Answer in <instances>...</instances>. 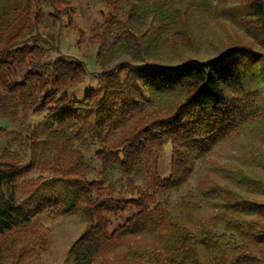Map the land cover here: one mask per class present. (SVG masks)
I'll return each mask as SVG.
<instances>
[{
	"label": "trees",
	"instance_id": "16d2710c",
	"mask_svg": "<svg viewBox=\"0 0 264 264\" xmlns=\"http://www.w3.org/2000/svg\"><path fill=\"white\" fill-rule=\"evenodd\" d=\"M46 1L95 46L98 81L69 97L85 64L32 39L40 0H0V119L41 115L0 145V264L44 252L63 214L83 222L72 264H264V0H102L87 37L73 0ZM220 144L239 151L218 163Z\"/></svg>",
	"mask_w": 264,
	"mask_h": 264
},
{
	"label": "rangeland",
	"instance_id": "374dc122",
	"mask_svg": "<svg viewBox=\"0 0 264 264\" xmlns=\"http://www.w3.org/2000/svg\"><path fill=\"white\" fill-rule=\"evenodd\" d=\"M102 0H73L75 7L74 19L78 25L85 31L86 37L90 34V29L101 20L104 13ZM42 11V19L40 23L33 27L30 35L39 45L48 49V58L51 60L58 54H64L71 58L79 59L85 64L86 77L83 83L75 88L68 90L67 94L71 98L81 99L85 91L94 88L97 84L99 66L95 59V46L91 45L87 39H83L77 46L76 34L66 28L60 27L56 21L50 18L51 7L46 0H40ZM201 56L211 57L215 55V51L208 48H201L199 51ZM1 93V90H0ZM41 119V115L34 113H25L22 115L21 123H9L4 119H0V127L7 131V134L0 137V145L6 144L10 140H14L19 128L28 132L32 124ZM237 146L223 144L214 147L211 156L216 162H228L232 160L238 153ZM83 154L90 165L98 167L99 163L94 158L91 149H84ZM170 151L166 146L160 158V173L166 176L169 172ZM202 159H196V168L200 166ZM118 172L114 169L110 170V179H116ZM197 175L195 174L189 181L178 189L171 192V197L177 196L193 190L196 186ZM131 212H127L114 219L115 223H121ZM83 228V222L74 215H61L55 219H51L44 224V230L48 241L47 249L39 253L37 256L29 260L26 264H72L71 258L67 254V249L72 239Z\"/></svg>",
	"mask_w": 264,
	"mask_h": 264
}]
</instances>
